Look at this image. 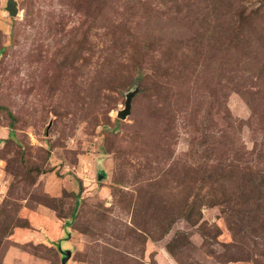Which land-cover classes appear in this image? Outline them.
<instances>
[{"label":"rangeland","instance_id":"rangeland-1","mask_svg":"<svg viewBox=\"0 0 264 264\" xmlns=\"http://www.w3.org/2000/svg\"><path fill=\"white\" fill-rule=\"evenodd\" d=\"M16 1L0 264H264V0Z\"/></svg>","mask_w":264,"mask_h":264},{"label":"water","instance_id":"water-1","mask_svg":"<svg viewBox=\"0 0 264 264\" xmlns=\"http://www.w3.org/2000/svg\"><path fill=\"white\" fill-rule=\"evenodd\" d=\"M6 8L10 12L11 15H16L18 12L17 1L16 0H7V7ZM132 95H133L132 93L127 95L125 105H124L123 109H121L118 113V116L120 118H125L130 113ZM62 253L65 254L64 257L62 258V264H68V260L71 256V251L69 249L62 250Z\"/></svg>","mask_w":264,"mask_h":264},{"label":"trees","instance_id":"trees-1","mask_svg":"<svg viewBox=\"0 0 264 264\" xmlns=\"http://www.w3.org/2000/svg\"><path fill=\"white\" fill-rule=\"evenodd\" d=\"M70 224V221H66L65 226H68Z\"/></svg>","mask_w":264,"mask_h":264}]
</instances>
